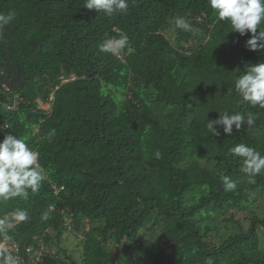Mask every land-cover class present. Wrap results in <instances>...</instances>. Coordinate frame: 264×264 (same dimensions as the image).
<instances>
[{
    "label": "trees",
    "instance_id": "16d2710c",
    "mask_svg": "<svg viewBox=\"0 0 264 264\" xmlns=\"http://www.w3.org/2000/svg\"><path fill=\"white\" fill-rule=\"evenodd\" d=\"M84 3L0 0V13H14L0 29V141L23 138L45 177L26 196L0 198L7 237L56 251L31 264H264V214L253 209L264 172L250 183L230 151L244 143L264 154V109L242 103L234 85L264 51L248 50L251 33L230 32L207 0H128L112 15ZM121 35V57L100 50ZM218 111L258 115L216 136L207 123ZM246 211L249 227L237 218ZM67 233L80 258L62 246Z\"/></svg>",
    "mask_w": 264,
    "mask_h": 264
},
{
    "label": "clouds",
    "instance_id": "9594fccd",
    "mask_svg": "<svg viewBox=\"0 0 264 264\" xmlns=\"http://www.w3.org/2000/svg\"><path fill=\"white\" fill-rule=\"evenodd\" d=\"M207 4L217 14L220 21L230 23L231 31L239 33L241 37L250 38L245 46L251 51H264V0H207ZM89 10L103 11L112 15L116 11H126L128 0H85L83 5ZM14 18V13L7 15L0 13V29H3ZM177 29L185 32L192 30V25L181 16L174 18ZM238 42V41H236ZM127 35H121L118 39L106 40L100 46L102 52L121 54L119 50L128 46ZM132 52V48H127ZM119 57V56H118ZM235 92L241 97L242 103H247L253 108L264 109V61L249 63L246 68L234 78ZM46 108L50 103H46ZM219 117L207 123L208 130L216 136L221 133L217 126L222 127L223 132L232 135L233 125L239 130L242 124L248 127L255 125L258 112L249 111L247 114L236 112L230 114L228 111H218ZM55 134L50 132L49 137ZM235 157H240L242 163L240 171L245 174L250 183H254V177L264 172V154L240 143L230 149ZM155 157L160 158L161 152L157 150ZM44 170L39 163V155L29 147L27 142L17 135L8 134L0 141V198L7 200L12 197L27 195L26 190L36 191L44 180ZM225 191H233L237 188V181L225 175L222 178ZM15 218L19 221L28 219L25 210H17ZM45 219L47 216L45 215ZM0 232L5 233L7 239V222L0 219ZM2 260L0 264H16L14 257L9 253L7 247H0ZM204 264H214L211 258H206Z\"/></svg>",
    "mask_w": 264,
    "mask_h": 264
},
{
    "label": "built area",
    "instance_id": "2783aa9c",
    "mask_svg": "<svg viewBox=\"0 0 264 264\" xmlns=\"http://www.w3.org/2000/svg\"><path fill=\"white\" fill-rule=\"evenodd\" d=\"M120 57V55H118ZM9 109H13L14 105L8 104ZM4 124H0V129L4 128ZM73 217L67 216L65 224L70 229ZM0 247H7L9 253L14 257L16 264H31L37 261H41L44 257L52 255L57 256L55 250L48 251L45 245L42 243L40 245L30 244L24 245L14 238L0 239ZM0 260H2V255H0Z\"/></svg>",
    "mask_w": 264,
    "mask_h": 264
},
{
    "label": "rangeland",
    "instance_id": "374dc122",
    "mask_svg": "<svg viewBox=\"0 0 264 264\" xmlns=\"http://www.w3.org/2000/svg\"><path fill=\"white\" fill-rule=\"evenodd\" d=\"M172 30H173L172 27L165 30V32L169 35V37L174 36V32ZM259 204H260V206L254 207L253 209L256 211V213L263 215L264 214V200L260 201ZM252 213L250 211H246L244 213H239V214H237V218H239L246 227H249L251 224V216L253 215ZM261 229H262V231H264V228H261ZM263 235H264V233H263ZM79 241H80V239L74 233H67L63 237L62 246L67 247V249H68L67 255H70L69 253H71L75 257L80 258L82 252H81ZM263 241H264V236H263ZM137 247L139 248V247H141V245L136 246V248ZM135 256H137V255L135 254ZM64 257L65 256H63V254H62L60 257V260L67 263V261Z\"/></svg>",
    "mask_w": 264,
    "mask_h": 264
}]
</instances>
